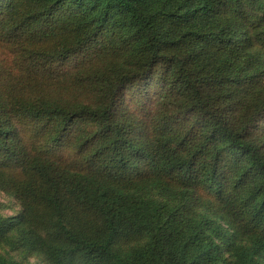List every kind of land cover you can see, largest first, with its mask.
<instances>
[{"label": "trees", "instance_id": "1", "mask_svg": "<svg viewBox=\"0 0 264 264\" xmlns=\"http://www.w3.org/2000/svg\"><path fill=\"white\" fill-rule=\"evenodd\" d=\"M0 191L45 264H264V0H0Z\"/></svg>", "mask_w": 264, "mask_h": 264}, {"label": "rangeland", "instance_id": "2", "mask_svg": "<svg viewBox=\"0 0 264 264\" xmlns=\"http://www.w3.org/2000/svg\"><path fill=\"white\" fill-rule=\"evenodd\" d=\"M20 211V203L14 197L0 191V215L2 217H12L18 215ZM0 252L12 256L16 260L29 262L31 264H45L40 256L22 250H12L10 247H2L0 248Z\"/></svg>", "mask_w": 264, "mask_h": 264}]
</instances>
